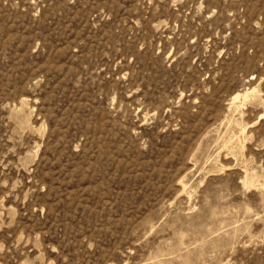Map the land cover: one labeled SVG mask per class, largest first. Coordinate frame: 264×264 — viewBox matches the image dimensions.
Masks as SVG:
<instances>
[{
	"label": "rangeland",
	"instance_id": "obj_1",
	"mask_svg": "<svg viewBox=\"0 0 264 264\" xmlns=\"http://www.w3.org/2000/svg\"><path fill=\"white\" fill-rule=\"evenodd\" d=\"M0 264H264V0H0Z\"/></svg>",
	"mask_w": 264,
	"mask_h": 264
},
{
	"label": "bare ground",
	"instance_id": "obj_2",
	"mask_svg": "<svg viewBox=\"0 0 264 264\" xmlns=\"http://www.w3.org/2000/svg\"><path fill=\"white\" fill-rule=\"evenodd\" d=\"M237 99H239V96H236V97L234 98V100H237Z\"/></svg>",
	"mask_w": 264,
	"mask_h": 264
}]
</instances>
